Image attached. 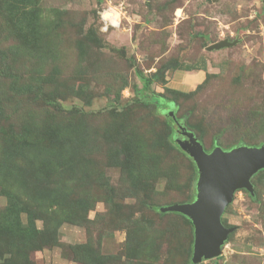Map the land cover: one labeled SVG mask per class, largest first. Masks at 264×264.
Masks as SVG:
<instances>
[{
    "label": "rangeland",
    "instance_id": "rangeland-1",
    "mask_svg": "<svg viewBox=\"0 0 264 264\" xmlns=\"http://www.w3.org/2000/svg\"><path fill=\"white\" fill-rule=\"evenodd\" d=\"M171 112L206 152L264 143V0H0V264L22 252L6 207L37 233L28 264H188L190 225L159 211L195 198ZM251 183L195 264H264V170Z\"/></svg>",
    "mask_w": 264,
    "mask_h": 264
},
{
    "label": "water",
    "instance_id": "water-1",
    "mask_svg": "<svg viewBox=\"0 0 264 264\" xmlns=\"http://www.w3.org/2000/svg\"><path fill=\"white\" fill-rule=\"evenodd\" d=\"M228 45V42L220 41L208 46L207 50ZM172 119L175 120L173 116ZM178 128L186 139L174 138V141L193 160L198 173L195 198L190 203L170 205L160 211L179 213L190 220L193 226L192 261L199 263L219 257L233 230L224 227L221 215L231 203L234 192L244 189L251 196L254 194L251 178L264 170V143L258 147L238 146L228 151L215 145L206 152L193 132L179 124Z\"/></svg>",
    "mask_w": 264,
    "mask_h": 264
},
{
    "label": "trees",
    "instance_id": "trees-1",
    "mask_svg": "<svg viewBox=\"0 0 264 264\" xmlns=\"http://www.w3.org/2000/svg\"><path fill=\"white\" fill-rule=\"evenodd\" d=\"M174 65L175 64H165V66L163 68H161L158 71H156L155 73H153L150 77L141 76V79L143 81V88H146L153 81H159L160 78L164 77L165 74L167 73V71H169L171 69V67ZM164 91H168L173 97H175L179 93L176 90L170 91L167 88H165ZM171 104H172V107H174V109H175V106L173 105L174 103L171 102ZM164 126L166 127V129H168V131L166 134L162 135L163 143L168 148L176 149L181 155L185 156L189 160V162L191 164V168H192L193 186L195 189V182H196V179L198 176L197 169H196V166H195L193 160L187 155V153H185L184 151H182L179 148L178 144L173 139L174 133H175L174 126H173V119L171 117H168V119L164 121ZM194 135L197 137V139L202 144L200 135L197 133H194ZM213 143L216 144V141H214ZM130 152L132 154L138 153L139 149L137 147H134L131 149ZM139 154L141 155V153H139ZM182 204H184V203H182ZM6 209H7V207L5 208L4 211H5V213H7V212L8 213L4 214L3 217L7 218V220L4 221V223H7V225H6V228H4L3 226H2V228L4 230L10 228L8 231H9V233H11V237H13V238L15 237V235H17L16 245L20 250H22V252L19 253L18 251L15 250V248H13L12 246H9L7 249V252H8L7 255L8 256L2 264H28L27 254L24 252V249L20 248L21 247L20 242H21L22 247L24 248L27 244L35 241L34 234L37 235V233H35V232L33 233V229L29 225L24 226V228L20 230L19 226L17 224H15L16 216H14V214L12 213L13 210L6 211ZM85 209H87V208H85ZM160 213L165 214L161 211H160ZM177 214L182 216L186 220V222L190 225V227H191V238H192V232H193L192 229L193 228L191 226L192 224H191L190 220L187 217H185L184 215H181L179 213H177ZM16 229H17V231H16ZM191 241H192V239H191ZM12 245H15V243H12ZM188 256L189 257H188L187 263L188 264H195L192 261V246H189ZM215 259L217 260V258H215ZM213 263L216 264L215 261Z\"/></svg>",
    "mask_w": 264,
    "mask_h": 264
},
{
    "label": "flooded vegetation",
    "instance_id": "flooded-vegetation-1",
    "mask_svg": "<svg viewBox=\"0 0 264 264\" xmlns=\"http://www.w3.org/2000/svg\"><path fill=\"white\" fill-rule=\"evenodd\" d=\"M177 121V120H176ZM179 121V120H178ZM173 124H174V122H173ZM181 127L182 126H185L183 123H178ZM178 124H174V126H175V133H174V137L175 138H177V139H179V140H184V139H186V137L184 136V135H181V130H179V128H178ZM185 129L188 131V132H191L190 130H188L187 129V127L185 126ZM206 151V150H205Z\"/></svg>",
    "mask_w": 264,
    "mask_h": 264
},
{
    "label": "clouds",
    "instance_id": "clouds-1",
    "mask_svg": "<svg viewBox=\"0 0 264 264\" xmlns=\"http://www.w3.org/2000/svg\"><path fill=\"white\" fill-rule=\"evenodd\" d=\"M173 109H174V107H173ZM172 111V110H171ZM174 113V112H173ZM171 118H172V116H173V114H172V116L171 115H169ZM175 118V117H174ZM176 122V119L175 120H173V122ZM176 124H178V122L176 123ZM185 127V126H184ZM175 137H173V139H174Z\"/></svg>",
    "mask_w": 264,
    "mask_h": 264
}]
</instances>
